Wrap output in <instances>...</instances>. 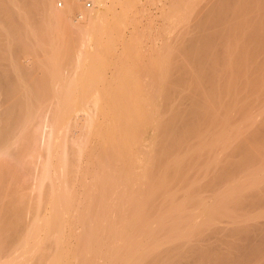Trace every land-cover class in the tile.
<instances>
[{"label":"bare ground","instance_id":"obj_1","mask_svg":"<svg viewBox=\"0 0 264 264\" xmlns=\"http://www.w3.org/2000/svg\"><path fill=\"white\" fill-rule=\"evenodd\" d=\"M66 1L70 12H78H75L74 18L71 17L72 21L68 23L75 26L79 36L82 35L81 46L97 30L102 37L106 29L100 27L101 22L108 16V10L111 12L110 9L115 7L101 10V6L107 4L106 0H90L95 2L96 8L88 11L81 0ZM40 2L0 0V180L4 181L3 178L7 179L10 175L16 176L18 172L21 177L27 172L25 166L28 165L23 161L28 163L31 157V164L33 159L36 160V154L41 153L42 144L48 147L45 148L47 152L56 150L58 145L59 149L63 148L58 155L62 157V169L65 167L67 173H64L65 170H57L63 172L65 177L68 174L80 176L84 183L83 180L86 182L88 177L92 176L93 179L98 175L107 180L114 178L115 181H103L92 188L85 186L86 183L82 186L83 200L79 198L78 201L75 192L69 191L68 183H64L68 180L64 181L61 173L59 178L54 177L59 180L58 182L55 179L58 185L51 191L55 199L52 195L53 204L50 202L49 207L51 210L48 209L47 220L42 222L48 223L53 229L52 232H59L65 223H81L83 228L78 229V237L86 242L88 240L90 245H106L107 256L122 260L118 264H200L210 260L217 264H254L264 253V220H256L249 213L257 206L264 205V176L253 178L256 179L255 182L259 178L262 181L248 186L242 185L244 179L241 176L238 180L240 177L236 179L233 174L238 171L241 174L245 167L243 174L250 176L257 171L259 164L264 165V91L259 90L264 88V85L259 88L264 84V0H213V4H209L211 6L205 12L207 15H195L198 21H195V28H192L198 31L197 34L195 32L194 37L192 35L186 37L187 39L180 37L177 42L178 53L171 60L174 66L169 70L166 68L171 76H168V80L165 78L167 88L159 97L161 113H155L156 116L152 111L153 96L152 100L150 97L131 99L124 94L116 98L98 96L94 105L112 111H108L110 116L116 115L113 120L107 118L113 122H109L110 125L107 123L109 126L104 129L98 122L100 120L95 117L96 114L87 111L86 95L75 97L70 93V96L65 94V97H58L54 94L56 88H52V91L49 89L52 94L50 96L48 85L43 83L49 79L46 76L41 83L44 87L38 85L39 76L43 75L38 72L39 49L41 45H45L44 42H49V38H42L40 41V32L43 29ZM198 11L200 13V9ZM93 28L96 29L95 32ZM110 29L113 30L111 27ZM109 33L107 36L112 40L111 31ZM75 49L77 48H74L70 56L77 63V68H83L85 63H82L87 61V53L81 48L77 51ZM167 64L165 66L168 67L171 63ZM52 72L49 71L50 79ZM118 90V93H122L128 89ZM241 92L245 95L239 97ZM56 95L59 99L54 97ZM230 96H234V99H228ZM155 109L156 112L158 108ZM80 111L87 113L86 116L83 114L84 117L82 115L86 120L85 124L76 121ZM203 125L205 128L201 132L199 127H204ZM71 127L78 129L79 133L80 127L88 129L85 132L87 135H77L82 137L79 141L74 136L78 145V148H75L76 144L73 147L77 149L74 153L85 156L87 163L84 166L73 163L72 158H69V154L73 152L69 151L70 145L66 144L65 133ZM222 129H230L235 136V142L220 146L222 155L212 161L208 171L212 178L209 181L207 179L199 184L191 181L189 177L192 176V168L187 165L185 157L190 151L187 149L190 147L189 142L205 139L220 143L225 137L221 133ZM58 130H62V135ZM57 132L60 133V140H56L59 137ZM91 132L97 138L100 150L93 145ZM146 138L147 150L143 146L146 145L143 140ZM102 155H106V159H102ZM172 158L175 159L171 161ZM103 162L108 165L105 167ZM50 164L48 165L51 166ZM48 165L46 170V165L42 166L44 170L40 168L45 172L43 179L50 177L52 166L49 169ZM21 167H24L23 173ZM175 173L178 175L171 185L175 189L172 199H165L164 196L160 198L162 194L171 191L167 179ZM229 176H234L237 181L233 178V181L230 180ZM50 179L54 180L51 177ZM3 181L0 182V206L4 205L6 192L9 195V187L13 183L11 181V184H7V181ZM228 181H232L230 186L227 185ZM225 183L228 189H233L234 198H230V191L225 192L223 189ZM62 192L64 197L61 198ZM180 197L186 198L179 202ZM0 214L1 237H8L13 232V236L0 240L4 242L0 243V261L3 257H12V260L18 261L16 249L12 252L8 244L15 237L17 239L19 234L22 235L23 224L12 214L4 217L2 210ZM202 214L206 215L200 220ZM190 223L211 224L201 226ZM219 223L237 225L225 226ZM235 234L238 237L232 240ZM164 235L180 239L163 249L156 245ZM193 238L197 243L189 244ZM144 240L150 244L144 246ZM60 241H57L58 248L55 251L58 260L63 255L60 254L63 251ZM121 242L123 246H120ZM163 243L165 242L161 244ZM119 247L123 249H118ZM145 253L147 256L144 258H148L147 261L142 258ZM95 259L87 258L85 264H101ZM21 261L17 263L23 264Z\"/></svg>","mask_w":264,"mask_h":264},{"label":"rangeland","instance_id":"obj_2","mask_svg":"<svg viewBox=\"0 0 264 264\" xmlns=\"http://www.w3.org/2000/svg\"><path fill=\"white\" fill-rule=\"evenodd\" d=\"M40 1H41L40 6H39L40 15L41 17H43V19H41L43 29L40 32L41 35L43 36L40 35V38H41L40 41L42 40V38H49V42L48 44L47 42H44L45 45L44 46L41 45L39 49V56H40L39 57L40 58L39 68L40 70H38V72L39 73L41 72V74L39 75H42V74L43 75L39 76L40 80H39L38 85L39 86L41 85L40 87H42L43 86V84H41L42 79H45L47 77L49 79L44 80L43 83L45 84V86L48 85V87H50V88L47 87L48 90L50 89L52 91V88H56L54 89L55 90L54 94H57L58 97L60 96L62 97L63 95H64L63 97H65L67 94L70 96V93L73 94L75 97L76 95L77 97L80 95L81 96L86 95L87 97L86 99L88 100L86 101V105H87L86 109L88 112H92L93 115L96 114L95 117L98 118L97 120H100L98 122L101 123V125L103 126V129L104 127L107 128L110 125L109 122L111 123L113 122L110 120L111 119L113 120L114 119L113 117H116V115L110 116L111 115L110 112L112 111L108 110L110 111L108 113L107 109H103V107L100 108L94 105L96 104L95 100L98 98V96L103 97L106 95L109 97L111 96V98L113 97L116 98L118 97V95L124 94L125 96H128V98H131V99L132 97L134 99L140 98V97L147 99L148 97H150L149 99H151V97L153 96L154 100L152 99L151 100L154 102V104L158 102V104H155V105H158L156 107L159 110L157 109L158 112L157 111L155 112L156 107L152 103L154 105L153 106L151 104V107L154 108V110L152 109V111H154V114L156 113L157 115H159V112L161 113L160 109L162 108L160 106L161 100L159 99V97L162 95V91H164L165 88H167V85H166L167 81H165V78L166 80H168V76H171L170 73H167L169 71H167L166 68H168L169 70V68H173L174 66L172 65L171 60L178 53L179 47L177 45L178 44L177 42L180 39V37L189 38L193 35V33L197 31L193 29L195 28V24H196L195 21H198L195 15H199L200 17L202 15L204 17L203 13H205L208 7H210L213 4L212 2L213 0H211V2H209L210 0H118L119 2L115 0L116 4L114 0H106L107 4L102 5L101 10L115 7L116 10L112 8L110 9V11L112 10L111 12L113 13L115 12L116 14L115 13L113 14L109 12L108 10V16L109 15L110 16L109 17L105 16L106 18L107 17L108 18L107 19L104 18L105 20L101 22L102 25L100 26L103 28V30L106 29L105 31H103L105 33H103L101 35L102 37H100L99 30L96 31V29H98V25H97L96 26L97 28L95 30H94L95 27L93 28V31L94 32L96 31L95 35H93V37H91L89 41L85 39L84 46H81L82 42L80 38L82 37V35L80 34L81 36L80 37L78 35L79 33H76L75 26H71L70 25L71 23H68L72 21V18H74L75 14L78 12L77 11L70 12L68 3L66 0H40ZM209 4L211 5L209 6ZM91 5L92 6H90L89 8L87 7L88 11L94 10V8H96L95 2H91ZM258 6L260 7L259 2H258ZM256 7H257V4H256ZM199 9H200V13H198ZM205 15L207 14L205 13ZM110 27L113 28V30H111ZM102 28L100 29L102 30ZM107 30H109V32L111 31L112 40H110L109 36H107V34L109 33ZM192 30H194V32ZM197 32L195 34H197ZM195 34L193 35V37L195 36ZM85 43L87 44L85 45ZM75 47L77 48L75 49L76 51L78 50V48H81L87 53V61L82 63V64L85 63L83 68H77L78 67L77 63L70 56V54L72 55ZM42 56H45V57L42 58ZM84 60H86V58ZM167 61L168 62L170 61V62L168 63ZM167 63L168 64L171 63V64L168 65ZM166 64L168 65V67L165 66ZM42 65L43 67H40ZM48 66L50 68H48ZM49 71H53L51 75V79H50L51 72L49 73ZM45 73H47V75H45ZM46 82L49 84H46ZM52 83L54 84L53 86H52ZM263 85L264 84L260 85L262 87H259V88H263ZM120 88L121 89L126 88L128 90H125L122 93H118L119 92L118 89ZM256 88H258V86ZM50 90H49L48 95L51 94ZM259 90L264 91V88L263 90L262 89H259ZM255 91H257V89ZM45 93L47 94V92ZM242 93L243 92H241L238 96L240 97V96L245 95V93L244 94ZM57 95L54 97L58 98ZM50 96H52V94ZM233 97L230 96L228 97V99L229 98L232 99ZM151 100H149V102ZM96 107H98L99 109L97 108L98 110H96ZM102 111H105V112H102ZM83 114L84 113L80 111L79 118L81 116V119L78 118L76 120L78 123H82V122L83 124L86 123L85 122L86 120L83 117L84 115L86 116L87 113L85 112V114L84 115ZM106 115L108 116L106 117ZM107 118L110 120L108 121ZM199 128H200L199 131H201L202 128L204 130L205 126L199 127ZM80 129L81 130L83 129V131L80 130V133H79L78 129H77L78 130L77 132L75 128L71 127L65 133L66 134L65 137L67 139L66 144L68 146L70 145L68 147L70 148L69 149L70 152L74 153V151L77 150L73 148L75 147V144L77 145L75 138L77 137V140L78 139L80 140L84 136L83 134L86 131H88V129L85 127L84 128L80 127ZM221 131H222L221 133L224 134L225 137L220 143H218L215 140L208 141L205 139H195L189 142L190 147L187 149H190V151L189 153H187L188 155H186L185 157L187 158V162H188L187 165L189 164L190 167L192 168L190 170V173H192V176L189 177L191 178V181L192 180L196 181L198 182V184L203 183L204 181H207V179L209 181V179L212 178V174L208 173L209 167L212 164V161L214 159L216 158L218 159L222 155L220 146L224 143L231 144L235 142L236 140L235 136L233 135L230 129H226V130L222 129ZM58 132L60 131L58 130ZM58 132L56 134L57 136H59L58 137L59 139L56 138V140L61 139L60 135H62V130L60 132L61 134ZM79 134L82 135V137L77 136ZM90 134H91L90 137L94 138L92 139L93 145L95 144L96 148H98L97 150H100L101 148L100 144L96 142L97 138L94 137V133L91 132ZM75 135L76 137H74ZM143 140L145 142L147 141V138L146 140L145 139ZM143 140H142V143L144 144ZM72 143H74V145ZM143 146L147 150L146 147H148V143ZM59 147L60 146L57 145V148H55L56 150L53 149L52 152L51 150L47 152L48 147L42 144L40 148L41 153H39V155L36 154L37 156L36 160L33 159V161H35L34 164L36 167L32 163L33 161L30 164L29 161L31 157L30 158L28 157L29 158L28 163L25 162L26 160L23 161L24 163L28 165V166H25V164H23V166L27 167L28 173L24 172L25 175H23L24 167L23 168L21 167L20 170L23 173V174L21 173L23 177L22 176L20 177L19 176L20 173L18 172L19 174L18 173L17 174L19 177L16 174L17 178L15 174L12 175V176H15L14 178L11 175L7 177V179L3 178L5 182L7 181V184L8 183L11 184V181H12L13 183L10 186L12 187L14 186V189L12 187H9L11 188V190H9L10 191L9 195H8V191L6 192L7 194L3 201L4 205L1 204L3 208L0 206L1 207L0 213L2 210V213H5L3 215L4 217L5 216L10 217V215L12 214L15 217H17L16 218L17 221L19 222L21 221L20 223L23 224L22 225L23 232H21L22 235L19 234L20 236H18L17 239L14 236L16 242L15 240L12 239L11 241L13 243L12 242L11 243L13 246L10 243V245L8 244V247L11 246L13 250L12 252L16 251V254L19 256L18 259L20 261L22 260L23 262L21 261V263L23 264H51V263L53 264V262L55 261H58L57 264L60 261H61L60 264H85L86 259L88 258L90 260L91 257H95L96 258L95 260L101 264H118V262L122 260L121 259L114 260L113 257L107 256L108 250H107L106 245H103L102 243H96L94 245H90L88 243L89 242L88 240L86 242V240L84 241L82 238L78 237V233H77L78 229L80 230L83 228L81 223H65L66 225L63 223L65 226L62 229H60L61 231L59 230V232H52L53 229L50 225H48V223H42V222H45V219L47 220L48 216L46 217V215H48V209L49 211L51 210L49 208L51 207L50 202L53 201V200L51 201V199L55 196L54 193H52L51 191L52 190L54 191L56 184L58 185V182H59V180H57L54 177H58V176L60 177V173H61V176H64V177H61L63 178V180L65 179L64 181L68 180L67 182H64V183L65 184L68 183L67 187H69L68 188L69 191L75 192L74 195H76L77 200L79 198L83 200L82 196L84 195L82 194L84 192L83 190L84 188H82V186L85 185L86 183L87 185L85 186L92 188L95 185L97 186V184H102L103 181H109V180L115 181L114 178L107 180V179H104V177H102L103 178L102 180V178L98 175L97 177L93 175L95 177L93 179H92V176L88 177L87 178L88 180L86 182L85 180H83L84 183L79 178L80 176L77 177L76 175L68 174V176L65 177L66 175L62 174L63 172H60L62 170L63 171L65 170L64 173H67L66 172L67 170L65 169V167H63L64 169H62V166H63L62 157L58 155L59 150H61L59 149ZM45 148H47L46 151H45ZM71 148H73L72 151H71ZM75 148H78V145ZM151 149L152 147L150 148V150ZM192 151H194L196 155ZM73 153L69 154L71 155L69 158L70 159L72 158L71 161L72 162L74 161L73 163H76L79 166H82V164L84 166V163L86 162L85 156H81L77 152H75L76 154L75 153L73 154ZM47 156H50L51 158L50 157L47 158ZM105 156L102 155L101 158L106 159ZM33 157L35 158V155ZM174 159L175 158H172L171 161H173ZM49 163H51L50 165L52 166V169H50L51 166L48 165ZM47 165L49 166L48 168L51 170L50 173L53 174V175L50 174V177L54 179L53 181L50 179V177L48 178L45 177V179H43V174L45 173L43 170H44V167H45V170L47 169ZM57 165L58 167L56 168ZM103 165H105V163ZM107 165H105V167ZM53 166H54V170H53ZM259 166L260 164L257 166L256 170L261 171V172H257L256 170H253L254 172L255 171L256 172L252 173L250 176L249 175L245 176L244 175L245 173L243 174V172L246 171L245 167H244V171L242 170L243 172H241V174L238 171L236 172V173H239L238 175L236 173H234L233 175H235L236 179L238 178V176L239 177L241 176L242 180L244 179L242 185L243 184L255 185V183L256 182L258 183V181L261 180V178H259V180H257L256 182H255L256 179L253 180V178L264 176V165L262 164L260 166V169L258 168ZM40 168L41 169L43 168V170H41ZM29 169H32L35 171H30ZM57 169L60 171H58ZM36 171L38 173H36ZM40 171L42 172V174ZM55 171H57L59 174L56 173ZM36 174H38V176ZM176 175L178 174L175 173L174 175H171L168 177L167 180L169 181V188L171 191L162 194L160 198L164 196L165 199H170L171 196H173L172 193L175 189L174 188L172 189L171 185L174 184V181H175L174 179H176ZM229 177H230V180H232L233 178L234 181H237L234 178V176H229ZM241 177L238 178V180L241 179ZM9 178H12V179L10 180ZM247 178H249V180H247ZM55 179L58 182H56ZM250 180H253V181H250ZM1 181L3 180H0V182ZM69 182L72 184V186H68V185H71ZM92 182L94 183L92 184ZM230 182L228 181L227 182L228 184L225 183L223 185V189L225 190V192L232 191V193L230 192L228 193H229V196L232 195L230 198H234L233 196L235 193L233 194V189L227 188L228 186H230L231 184ZM53 183H55V185H53ZM181 184H183V181L181 182ZM226 184L228 186H226ZM249 192L250 191L248 190L247 193ZM61 195H63V192L61 193ZM62 197H64V195L61 196V198ZM185 198L180 197L178 201L182 202L185 200ZM5 201L6 203L7 202L8 203L6 204ZM7 212L9 213V216ZM13 213H15L16 215ZM1 215L2 214H0V216ZM205 215L206 214H202L200 217V220H203ZM249 215L253 216V218L256 220H259V221L264 220V205L257 206L256 208H254V210L250 211ZM61 224L62 223H60V225ZM190 224L208 226L211 223H190ZM219 224H222L225 226L237 225L235 223H219ZM12 233H9V234L12 235ZM10 235L8 237H5L6 235H2L3 237H1L0 235V240L1 238L3 240L4 237L8 239L9 237H11ZM237 237H238L237 234L233 235L232 240L233 239L236 240ZM177 239H180V237L174 238L169 235H164L161 240L159 239L158 241L159 244L156 246L158 247L160 246V247H163V249H165L166 246L168 247L170 244H172V242L177 241ZM58 240H61L60 242L62 243L61 245L63 246V251L60 252V254H63V255H61L60 260H58V257H55V254H56L55 251H56V248H58V246L56 245ZM142 242L144 246L150 244L149 241L147 240H144ZM162 242H165V243H163L162 245L161 244ZM0 243L2 244L4 242L2 241ZM196 243H197V240L193 238L189 244H196ZM218 243H221V242L218 241ZM125 244L126 246H128V243H125ZM21 245H23L24 247ZM120 246H123V242L120 243ZM118 249H123V248L119 247ZM146 256H147V253L143 254L142 258ZM11 258L3 257L0 261V264H16L19 261V260L16 261L17 260L16 258H15L16 260H12L14 258L12 259ZM147 259L148 258H144V260L146 261ZM263 261H264V253H262L260 257L256 259L254 264H261ZM200 264H217V263L213 262V260H210V261H206Z\"/></svg>","mask_w":264,"mask_h":264},{"label":"built area","instance_id":"obj_3","mask_svg":"<svg viewBox=\"0 0 264 264\" xmlns=\"http://www.w3.org/2000/svg\"><path fill=\"white\" fill-rule=\"evenodd\" d=\"M88 8L90 7V6H92L91 5V1L90 0H81Z\"/></svg>","mask_w":264,"mask_h":264}]
</instances>
